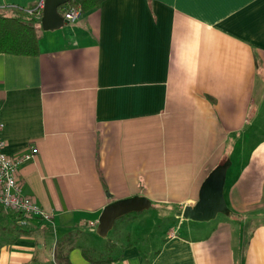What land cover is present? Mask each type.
Instances as JSON below:
<instances>
[{
  "label": "crops",
  "instance_id": "1",
  "mask_svg": "<svg viewBox=\"0 0 264 264\" xmlns=\"http://www.w3.org/2000/svg\"><path fill=\"white\" fill-rule=\"evenodd\" d=\"M38 47L0 52V120L6 153L37 148L18 182L51 220L0 206V264H56L68 233L71 264H144L96 234L104 207L144 197L175 219L220 165L226 215L181 220L150 264H264V0H104Z\"/></svg>",
  "mask_w": 264,
  "mask_h": 264
},
{
  "label": "water",
  "instance_id": "2",
  "mask_svg": "<svg viewBox=\"0 0 264 264\" xmlns=\"http://www.w3.org/2000/svg\"><path fill=\"white\" fill-rule=\"evenodd\" d=\"M68 0H44L42 16L38 25L43 30H54L67 22L59 12V7ZM226 165L213 169L201 185L199 199L192 206H184L177 216L190 221L203 222L213 219L218 213L227 211L223 196V186L226 175ZM150 202L144 197H130L116 200L102 210L95 229L97 235L105 237L113 228L116 220L132 212L147 209Z\"/></svg>",
  "mask_w": 264,
  "mask_h": 264
},
{
  "label": "trees",
  "instance_id": "3",
  "mask_svg": "<svg viewBox=\"0 0 264 264\" xmlns=\"http://www.w3.org/2000/svg\"><path fill=\"white\" fill-rule=\"evenodd\" d=\"M104 0H68L67 3L59 7V12L63 15L64 11L70 7L80 9L82 14H86L93 9L100 7ZM42 10L36 16V12L29 13L27 11L0 10V52L11 53L17 55H36L39 52L38 39L40 27L30 26L40 22ZM135 213H129L118 218L117 221H129ZM115 225V224H114ZM21 230V229H20ZM72 233L64 235L55 245L54 261L56 264H71L68 258V252L72 248ZM107 248L112 249L114 246L107 243ZM158 253L156 250L153 254ZM82 254L88 260L91 259L89 251L82 249ZM114 259V258H113ZM111 259V260H113ZM108 260V259H107ZM109 259V261H111ZM152 257L144 254V264H150Z\"/></svg>",
  "mask_w": 264,
  "mask_h": 264
},
{
  "label": "built area",
  "instance_id": "4",
  "mask_svg": "<svg viewBox=\"0 0 264 264\" xmlns=\"http://www.w3.org/2000/svg\"><path fill=\"white\" fill-rule=\"evenodd\" d=\"M43 4L44 0H40L35 10L31 11L39 14ZM81 15L80 9L76 7H70L63 13V17L70 22L76 21ZM3 129L4 123L0 120V206L13 212L21 224H24L28 217L50 221L51 214L43 210L33 197L24 194L18 182L19 165L32 159L37 153V148L32 146L28 152L19 155L6 153V142L2 136ZM172 235H175V232Z\"/></svg>",
  "mask_w": 264,
  "mask_h": 264
},
{
  "label": "rangeland",
  "instance_id": "5",
  "mask_svg": "<svg viewBox=\"0 0 264 264\" xmlns=\"http://www.w3.org/2000/svg\"><path fill=\"white\" fill-rule=\"evenodd\" d=\"M28 12L32 13L31 10ZM38 15L39 14L36 12V16ZM39 23L40 22H37L34 25H38ZM36 28H38V26ZM224 214L226 215V213H218V217H221ZM131 219L132 220L126 222L118 221L109 231V235H106L110 236L107 237L108 239H106V241L110 240L114 242V248H116L114 249V252L116 253L126 243L132 241L137 242L141 248L151 256L159 247L162 240L168 236L171 228H174L177 223H180L181 220H184L182 218L180 219V217L174 219L171 211L167 212L166 210H160L154 208L153 205L148 209L136 212L134 214V219ZM232 220L234 221V224H236L233 218ZM133 221H135L136 227H130L129 231H127V228H129L128 226H130V223ZM185 224L186 223H184V225ZM184 225H182V227H184ZM104 248L105 247L103 246L102 249L104 250Z\"/></svg>",
  "mask_w": 264,
  "mask_h": 264
}]
</instances>
